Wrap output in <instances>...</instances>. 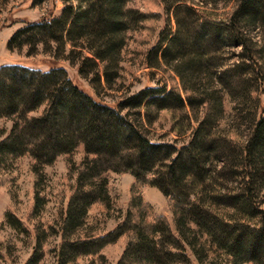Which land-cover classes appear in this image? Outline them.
Wrapping results in <instances>:
<instances>
[{
	"label": "trees",
	"instance_id": "1",
	"mask_svg": "<svg viewBox=\"0 0 264 264\" xmlns=\"http://www.w3.org/2000/svg\"><path fill=\"white\" fill-rule=\"evenodd\" d=\"M130 1L65 0L57 15L27 22L8 39L10 48L54 42L67 49L96 93L63 66L0 65V117L11 119L0 130V172L21 155L40 171L61 153L83 152L58 226L34 225L24 264L41 262L53 232L60 235L56 264H78L121 236L115 264H264V0H160L164 26L144 61L177 79L111 104L99 94L120 80L128 32L148 18ZM161 110L169 112L174 136L153 135ZM112 170L135 180L122 216L100 232L88 210L113 207ZM143 183L164 193L171 221L144 200ZM41 198L35 191L31 217ZM5 217L30 231L13 212Z\"/></svg>",
	"mask_w": 264,
	"mask_h": 264
},
{
	"label": "rangeland",
	"instance_id": "2",
	"mask_svg": "<svg viewBox=\"0 0 264 264\" xmlns=\"http://www.w3.org/2000/svg\"><path fill=\"white\" fill-rule=\"evenodd\" d=\"M76 3V0H71ZM65 0H0V65L4 63H20L41 69L53 66H63L73 81L89 93L95 95L89 78L78 70V62H71L67 49L61 51L54 42L45 44L38 42L34 46H8V39L20 26L30 21H39L57 15ZM130 4L144 10L148 18L141 21L135 29L128 32L127 44L124 48L121 61V77L113 86L104 88L100 92V99L108 103H116L123 95H128L147 85H157L162 79L169 83L176 80L174 73L169 70L150 67L144 61L147 47L154 43L159 30L164 26L165 14L160 0H131ZM228 5L221 4L219 10L229 9ZM240 49V46L237 47ZM87 53L90 54L89 51ZM68 56V57H67ZM174 75V79L173 76ZM176 78V79H175ZM261 105H264V93L260 94ZM231 104H227L230 111ZM11 119L0 117V130H8ZM170 114L161 110L152 124L153 135L166 132L168 137L174 136L169 130ZM83 156L79 146L72 153H61L46 163L40 171L32 167V157L21 155L16 157L12 164L0 172V251L3 256L0 264H24L31 254L35 237L33 227L40 222L42 227L50 224L58 226L61 210L65 207L71 186L74 182L77 164ZM134 175L130 172L109 171V186L113 199V207L105 210L100 204H93L88 210V221L100 232L111 229L122 216L130 197V186L134 182ZM144 198L152 204L154 209L165 214L171 221V211L164 193L153 184L138 185ZM42 196L43 205L35 217L30 216L34 192ZM7 211L13 212L29 228V232L12 226L5 217ZM60 242L58 233H51L44 240L43 256L40 263L56 264V249ZM125 237L106 244L100 254L79 257L78 264H115L122 252ZM193 260V259H192ZM39 263V264H40ZM219 264H227L222 262ZM250 264V263H245Z\"/></svg>",
	"mask_w": 264,
	"mask_h": 264
}]
</instances>
